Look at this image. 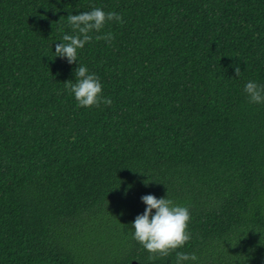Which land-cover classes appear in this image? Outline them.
Segmentation results:
<instances>
[{
	"label": "trees",
	"instance_id": "obj_1",
	"mask_svg": "<svg viewBox=\"0 0 264 264\" xmlns=\"http://www.w3.org/2000/svg\"><path fill=\"white\" fill-rule=\"evenodd\" d=\"M93 7L124 22L55 57ZM79 64L110 106L78 107ZM249 81L264 85V0H0V264H176L133 238L149 194L189 209L185 264H264Z\"/></svg>",
	"mask_w": 264,
	"mask_h": 264
},
{
	"label": "clouds",
	"instance_id": "obj_2",
	"mask_svg": "<svg viewBox=\"0 0 264 264\" xmlns=\"http://www.w3.org/2000/svg\"><path fill=\"white\" fill-rule=\"evenodd\" d=\"M110 21L124 22L121 14L105 12L98 7L79 14H69L67 22L74 34L63 35V43L56 44L55 57L66 58L68 63L75 64L78 60V50L92 41L91 33H100ZM95 39H103L111 44L114 37L109 32L97 35ZM235 72L237 76L241 73L238 65ZM75 77L76 82L73 83L71 79L66 81L65 88L70 95L74 94L78 107L92 108L99 107L101 103L108 106L112 104L110 97L103 96V86L99 78L94 73L90 74L86 66L79 64L75 69ZM244 92L250 103H264V85L249 81L244 87ZM149 182L146 180L144 183L147 185ZM141 199L147 207L132 222L133 238L150 253L149 260L167 257L170 253L176 252V264L197 261L198 257L194 253L176 251L191 239L188 231L191 219L189 209L176 205L167 196L158 199L155 195L149 194L142 196Z\"/></svg>",
	"mask_w": 264,
	"mask_h": 264
},
{
	"label": "water",
	"instance_id": "obj_3",
	"mask_svg": "<svg viewBox=\"0 0 264 264\" xmlns=\"http://www.w3.org/2000/svg\"><path fill=\"white\" fill-rule=\"evenodd\" d=\"M133 264H137V262H136V261H134V262H133Z\"/></svg>",
	"mask_w": 264,
	"mask_h": 264
}]
</instances>
